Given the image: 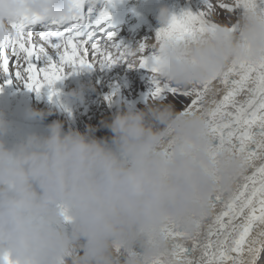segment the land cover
Listing matches in <instances>:
<instances>
[{
  "label": "clouds",
  "instance_id": "9594fccd",
  "mask_svg": "<svg viewBox=\"0 0 264 264\" xmlns=\"http://www.w3.org/2000/svg\"><path fill=\"white\" fill-rule=\"evenodd\" d=\"M72 10L73 0H0V45L14 37V25L63 20ZM169 18L162 9L160 23ZM146 51L158 58L163 82L182 91L208 87L198 109L119 113L107 125L111 143L58 123L11 149L0 141V264H200V251L184 256L172 246L193 248L215 214L212 199L227 198L247 170L227 149L213 154L207 121L222 74L241 61L264 63V14L244 13L236 32L220 25ZM173 232L185 238L173 240Z\"/></svg>",
  "mask_w": 264,
  "mask_h": 264
},
{
  "label": "snow or ice",
  "instance_id": "6c2138e0",
  "mask_svg": "<svg viewBox=\"0 0 264 264\" xmlns=\"http://www.w3.org/2000/svg\"><path fill=\"white\" fill-rule=\"evenodd\" d=\"M206 4L198 14L171 15L157 32L156 44L163 48L191 42L220 25H231V31L236 32L237 10H255V0H206ZM93 5L94 0H73L72 14L66 19L32 18L14 25V37L0 45V77L39 93L45 86L51 90L66 69L91 71L97 64L126 63L149 69L153 97L167 91L185 99L184 111L198 109L207 86L178 90L159 78L158 58L147 53L146 45L133 52L116 43L113 34L98 39L110 19L108 8L113 0ZM132 57H137L134 63ZM217 90L219 100L207 121L215 140L213 154L227 149L243 159L247 170L227 198L212 199L215 214L193 248L178 243L172 247L184 256L200 251V264H258L264 246V63L233 64L219 78ZM170 237L185 238L175 232Z\"/></svg>",
  "mask_w": 264,
  "mask_h": 264
},
{
  "label": "bare ground",
  "instance_id": "6f19581e",
  "mask_svg": "<svg viewBox=\"0 0 264 264\" xmlns=\"http://www.w3.org/2000/svg\"><path fill=\"white\" fill-rule=\"evenodd\" d=\"M172 1L182 13L187 11L198 14L203 11L199 0ZM110 8L112 9L108 10L110 19L105 25L106 29L97 38L106 40L108 33L113 34L116 43L133 52L139 49L133 43L144 42L143 39L147 38V36H143L142 38L135 37V33L139 31L138 29L142 31L141 33L150 34L152 42H156V34L164 26L158 19L161 10L166 9L169 15H172L169 7L160 6L155 0H113V5ZM255 10L264 14V0H255ZM243 14V9L237 10V26ZM128 17L129 20L124 22ZM98 72L99 70H97ZM86 75H88L86 70L76 69L75 71L71 70L68 72L66 69L64 77L57 81L51 90L45 86L39 93L35 90H29L19 83H6L7 78L1 77L0 119L5 121L6 132L0 135V141H3L5 146L11 149L23 142L29 135H47L49 126L55 123L60 124L64 132L74 131L62 117L67 116L69 121H72L74 113L77 110L80 111L82 108L84 109L82 111L86 112L87 110L88 115H90L94 103L98 102L101 96L103 101L108 104L109 111L116 117L115 100L113 101L111 97H108L104 86L102 90L97 88L94 96L90 95V91L94 85L84 81ZM99 77H102L103 80V74H100ZM88 85L91 89L88 88ZM37 100H41L42 105H36ZM45 102L47 104L41 110ZM50 103L53 104V108H56L58 115H50ZM34 109H37V111ZM78 111L76 112L78 113L77 118L82 117L83 112ZM33 113H40L41 115L36 117L32 115ZM76 127L77 131L81 133V125L76 123ZM89 130L92 132L93 137H97V132L92 125ZM82 134H88V132L85 131ZM97 140L104 141L101 138ZM69 229L70 225L65 222L64 230L69 232ZM137 251H139V248H137ZM263 257L264 246L261 247L258 264H262Z\"/></svg>",
  "mask_w": 264,
  "mask_h": 264
},
{
  "label": "rangeland",
  "instance_id": "374dc122",
  "mask_svg": "<svg viewBox=\"0 0 264 264\" xmlns=\"http://www.w3.org/2000/svg\"><path fill=\"white\" fill-rule=\"evenodd\" d=\"M199 1H200V7L204 10L207 7L206 0H199ZM235 18L237 21V12ZM138 30H139L138 33H135V37L138 36L142 38L143 36H147V38L143 39L144 42L133 43V45L136 48L140 47L142 44L146 45L149 43H153V44L157 43V41L152 42V38H150V34L146 35V33H141L142 31H140V29ZM71 70L75 71L73 69H67L68 72ZM92 70L91 71L86 70L88 75L84 77L86 78L84 79V81L94 85L93 89L90 91L91 93L90 95L94 96L95 90L97 88L102 90L104 86V89L107 92L108 97H111L113 101L115 100L114 106L116 107L115 108L116 114L126 112L128 110L146 112L151 107H161V106H171L177 112L184 110V104L186 102L184 98H178L176 95H173L172 93L167 91L162 92L159 96L156 97L152 96L154 86L152 83V73L149 71L148 68L130 67L128 64L125 63V64H114L112 66H104V67H101L99 64H97L95 65V67H93ZM97 70H99L98 73ZM100 74L101 75L103 74V80L102 77L101 78L99 77ZM1 79L2 78L0 77V80ZM88 88H90L89 85ZM46 104H47L46 102L43 104L41 110L46 106ZM36 105H42L41 100H37ZM49 106L51 109L50 115L52 116L58 115L56 108H53V104L50 103ZM34 110L37 111V109ZM82 110L84 109L82 108L80 110L81 112H83L82 117L77 118L78 116V113H76L78 111L77 110L74 113L72 121H69L67 116L62 117V119L65 122H68V124L71 126V128L74 131H77L76 123L80 124L81 133H84L86 131L90 135H92V132L89 129L90 126L92 125L97 132V137L94 136V138L96 139L101 138L103 140H108V142H111L112 133L110 129L107 127V125L110 124L115 117L111 113V111H109L108 104L105 101H103L102 96L98 102L94 103L91 112L92 115L91 114L88 115L87 110L86 112ZM84 244L85 242H83V240L79 241L76 258H79L80 256L83 255ZM262 264H264V257L262 259Z\"/></svg>",
  "mask_w": 264,
  "mask_h": 264
}]
</instances>
